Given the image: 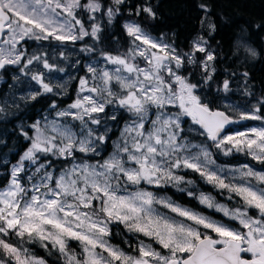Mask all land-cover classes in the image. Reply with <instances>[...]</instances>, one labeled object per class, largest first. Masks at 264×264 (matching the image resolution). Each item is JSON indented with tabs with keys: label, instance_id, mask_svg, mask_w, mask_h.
Masks as SVG:
<instances>
[{
	"label": "snow or ice",
	"instance_id": "snow-or-ice-1",
	"mask_svg": "<svg viewBox=\"0 0 264 264\" xmlns=\"http://www.w3.org/2000/svg\"><path fill=\"white\" fill-rule=\"evenodd\" d=\"M125 3L0 0V69L14 66L22 76L30 75L42 90L21 99L61 95L45 82L44 73L32 71L33 67L65 71L50 63L46 52L30 53L26 47L29 41L64 46L90 37L93 43H84L80 52L99 56L84 64L86 75L78 78V92L71 103L59 108L54 99L49 105L52 119L44 117L43 123H32L31 135L20 130L29 144L15 163L0 156L7 181L0 186V264H48L26 244H39L50 255L58 254L62 264H264V172L243 165L234 170L240 174L239 183L225 182L213 167L212 152L214 148L227 156L235 150L264 164V126L227 132L228 126L237 122L229 111L238 112L240 120L264 121V96L251 109L240 111L236 105L225 104L222 110L214 107L204 91L212 88L218 60L206 38L216 31L208 0L197 5L203 13L201 28L207 33L197 35L189 51H181L163 35L153 37L137 22H127L123 25L131 38L127 51L97 53L104 21L111 25ZM129 15L157 19L149 0H141L134 10L130 7ZM255 27L264 28V23ZM246 51L252 58L258 57L255 48L246 47ZM60 57L67 59L64 51ZM189 66L199 69L195 82L194 72L184 73ZM231 76L243 78L244 96H254L248 71H233ZM19 78L13 77L14 81ZM231 91L228 78L216 88L217 94ZM110 107L115 109L111 114L106 111ZM121 112L126 119L112 151L104 157L101 149L112 132L108 121L118 122ZM0 114L7 115V108L0 107ZM192 134L203 140L193 143ZM90 156L100 159L93 162L87 159ZM55 161H64L58 174ZM180 169L196 172L207 183L239 197L241 207L233 209L215 203L208 195L198 198L238 227L141 187L178 186L185 182V177L177 174ZM155 205L175 216L162 215ZM112 223L149 238L159 248L141 240L133 255L110 245L106 237ZM13 236L18 238L15 243L6 239ZM70 241H77L80 250L71 248Z\"/></svg>",
	"mask_w": 264,
	"mask_h": 264
},
{
	"label": "trees",
	"instance_id": "trees-1",
	"mask_svg": "<svg viewBox=\"0 0 264 264\" xmlns=\"http://www.w3.org/2000/svg\"><path fill=\"white\" fill-rule=\"evenodd\" d=\"M102 3L110 4L111 0H101ZM141 0H126V3L121 6L122 12L113 20L112 24H107L104 21V29L101 33V40L107 45H113L120 48V54H123L129 48L127 33L123 29L125 21L137 22L143 29L155 37L165 36L169 42H175L176 46L181 51H189L192 40L197 36L206 35L207 29H202L200 20L203 13L197 8L200 0H149L157 12V19L152 20L146 15L137 17L129 15V8H135V5ZM211 12V22L216 25V31L209 37V43L215 52L218 54V60L215 63L216 74L215 80L212 82L211 92H206L209 99L218 104L223 97L233 98L241 105L248 106L257 103L264 96V28L257 29L255 25L264 23V0H208ZM175 34V35H173ZM101 42L103 48L104 43ZM98 45V46H99ZM246 47L255 48L258 52L257 58H252L246 51ZM248 71L250 76L248 84L254 96L246 97L243 95V78H234L231 76L233 71L238 74L243 71ZM189 71L194 72L192 77L193 82L199 79L200 72L198 68L191 66L184 70L187 74ZM10 73L5 70L0 73V78H5L7 83H11ZM236 81L239 84V92L231 91L227 94L220 92L216 93L217 86L225 79ZM4 83L0 88V100L6 94L3 90ZM73 95H70V98ZM55 99L59 108L64 107V102L67 98H62L61 95L54 96L53 94H43L38 96L36 100H25L26 102L21 108L19 115L9 121L4 120L0 114V155L9 156L10 161H14L16 156L22 154L27 148L29 141L25 140L20 134L23 128L30 135L33 134V129L30 127L32 123L40 120L43 115L50 111L49 105ZM23 103V102H22ZM215 107V105H214ZM220 108H222L220 106ZM50 109V110H49ZM223 110V109H222ZM52 112V111H51ZM54 113H52L53 115ZM20 118V125L17 121ZM247 122V121H246ZM7 181L4 178V169L0 168V186H3ZM172 196L179 198L185 203H189L194 208L200 209L198 203H193L189 198H185L183 192H173ZM112 234L114 229H117L119 235L129 238L130 245H136L141 240L147 243H152L153 247L159 248L149 238L143 237L140 234H128L126 230L118 223L110 224ZM12 242H17L18 238L10 237ZM111 240L118 244L116 239ZM70 247H79L77 241H70ZM32 252L42 257L48 262L54 264H62L61 260L57 259V255H50L49 252L40 247L39 244H26Z\"/></svg>",
	"mask_w": 264,
	"mask_h": 264
},
{
	"label": "rangeland",
	"instance_id": "rangeland-1",
	"mask_svg": "<svg viewBox=\"0 0 264 264\" xmlns=\"http://www.w3.org/2000/svg\"><path fill=\"white\" fill-rule=\"evenodd\" d=\"M84 19H85L86 26H88V21H87L86 16L84 17ZM127 22H131V21H125L123 23L125 24ZM101 42H103V40H101L99 43L96 44L97 53L100 50H104L107 52H111L113 54H120L119 47H116L113 45H107L103 42L105 46L103 48L101 45H99ZM84 43L92 44L93 41L91 40L90 37H85L84 41H78L76 42L75 45L69 43L67 45L60 46L57 44V42H52L51 45H49L48 42H43L42 44L38 45L34 41H29L28 44L26 45L30 53L37 52V51L46 52L48 54L50 63L55 64L58 67H63L65 69L64 72H59V71H56L55 69L49 72L48 70L43 69L42 65H38L32 68V71H37V70L42 71L44 73L45 82H48L52 86H54V91L60 92L62 98H67V100L64 102V107H66L67 104L71 103L76 98V95L78 92V85H79L78 78L80 76L86 75L84 64L92 63L93 59H99L98 54L94 57L93 55H85L84 53L80 52V48L83 46ZM130 43H131V40L129 41V46H130ZM60 51H64L67 59H61ZM77 60L81 61L79 65L75 64ZM100 66H103L102 60L100 61ZM7 69L9 72H11L10 77H11L12 82L7 83L5 78H2V79L0 78V88L2 86V83H4L3 90H5L6 92L4 97L0 100V107L7 108V115L1 114V117L4 120L9 121L10 119L17 117L21 111V108H23V105L26 101L25 99H21V97H29L33 92L37 90H41V89L38 84H36L34 81L30 79V75L28 77L22 76L19 73L18 69L15 68L14 66H8ZM2 71L5 73V70L0 69V73ZM14 76H19L20 77L19 80L14 81L13 79ZM58 85L62 87H57ZM230 86L232 88V91L239 92L241 90L239 89V84L236 81H231ZM206 92H209V91L206 90ZM209 93L211 94V92ZM71 94L73 96L70 98ZM225 104L236 105L239 107L240 111H244V110L251 109L252 105L256 103L253 102L252 104L248 106H244V105H241L238 101H236L233 98L229 99L227 97H223L222 100H220V102L216 105L218 107L221 106L222 107L221 109H223ZM51 111L52 110L47 111L43 115V117L40 119L41 123H43L44 117H49V119H52L54 114L50 116L49 114ZM106 111L109 114H111L113 111H115V109L110 107ZM228 114L231 115L233 119L237 121L236 123H233L228 126L227 132L229 133H235L238 131L247 132L249 129L253 127L258 128V127L264 126V121H261V120H240L238 112L236 111H229ZM125 119H126V114L121 112V113H118V122L108 121L109 126L112 128V132L109 133L111 139L108 140L106 145L101 149L102 156L107 157L109 153L112 151L113 142L116 141L117 136L119 135L118 129L123 126ZM18 122H20L19 125L22 123L20 121V118L18 119L17 123ZM188 126L189 125L186 124L185 128H187ZM189 138L192 140L193 143H200L203 140L202 137L196 136L194 134L190 135ZM212 152H213V159L215 160V165L213 167L214 169L219 170V174L221 175L222 178L225 179V182L239 183L241 179L240 174L239 172H236L234 170L240 169L241 166L243 165H249L256 171L264 172V164H260L257 161L252 160L250 156L245 155L243 152H236L234 150L232 152L234 156H232V154L226 156L222 152H219L214 148L212 149ZM218 153L221 154L220 157L218 156ZM81 155L82 154L77 153V156H81ZM4 158L9 160L8 155ZM16 159H18V155L16 156ZM16 159L11 162L15 163ZM87 159L94 162L95 160L100 159V157L90 156V157H87ZM54 163H55L57 174H58L60 167L64 165V161H55ZM29 167L31 166L29 165ZM177 174L185 177V182L181 183L178 186H173L170 184L162 188H157L155 186L142 184L141 187L147 189L148 191L153 192L157 197L169 199L173 203L178 204L179 206L183 208H187L189 210L205 215L217 222H223L225 224H230L233 227H238V224L235 225V223L233 221H230L228 217H225L222 212H217L214 208L210 209V208H207L205 205L201 204L198 198L201 194L208 195L214 199L215 203L224 205L229 209H233V208L241 207L242 202L240 201L239 197L235 196V194H229L227 190L219 189L213 184L207 183L200 175H195L194 172L191 170L180 169V170H177ZM248 179L251 180V178H248ZM189 180L192 181L191 184L187 183V181ZM252 182L256 183L254 180H252ZM170 189L174 190L175 192L176 191L183 192V195L185 198H189L193 203L194 202L198 203V205L202 206V208L196 209L194 208V206H192L189 203L187 204L183 201L181 202L179 198L177 199L169 194ZM181 189H183V191ZM129 190L131 191L132 189L130 188ZM189 193H192V195H189ZM229 195H232L233 198L229 199L228 198ZM155 207L162 215L167 214L169 216H175L174 213H171L168 209H165L160 205H155ZM176 218L182 219L180 217H176ZM109 228H110V236L106 237V239L108 240V243L110 245L119 247V248L123 246L126 248H130L131 243L129 241V238H126L127 236L124 237L125 235H123V237H121L117 229H114V233L112 234L110 225H109ZM126 232L128 234H131L127 230ZM111 238L116 239V241L121 245L115 244L111 240ZM138 244L139 243L136 244V247L138 246ZM71 248L75 249L76 251L80 250V246L71 247ZM120 249L129 254H133V255L136 254L135 249H133V247L130 248L131 250H126L125 248H120ZM48 264H54V263L48 262Z\"/></svg>",
	"mask_w": 264,
	"mask_h": 264
},
{
	"label": "flooded vegetation",
	"instance_id": "flooded-vegetation-1",
	"mask_svg": "<svg viewBox=\"0 0 264 264\" xmlns=\"http://www.w3.org/2000/svg\"><path fill=\"white\" fill-rule=\"evenodd\" d=\"M214 105H215V107H218V106L216 105V103H214ZM214 154H215V153H214ZM218 156L220 157L221 154L218 153ZM232 156H234V154H232ZM242 156H243V155H242ZM194 174H195V175H199V174H197L196 172H194ZM173 192H175V191H174V190H171V189L169 190V194H170V195H172ZM253 214H255V213L253 212ZM233 222L235 223V225H237V222H235V221H233ZM118 245H121V244L118 243ZM131 247H133V249H136V245H131L130 248H131ZM120 248H125L126 250H131L130 248H126V247H124V246H123V247H120Z\"/></svg>",
	"mask_w": 264,
	"mask_h": 264
}]
</instances>
